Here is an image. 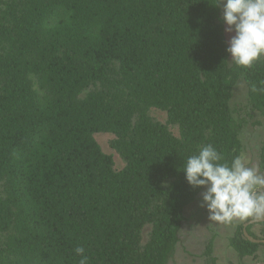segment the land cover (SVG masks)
<instances>
[{
  "label": "trees",
  "instance_id": "trees-1",
  "mask_svg": "<svg viewBox=\"0 0 264 264\" xmlns=\"http://www.w3.org/2000/svg\"><path fill=\"white\" fill-rule=\"evenodd\" d=\"M218 2L0 0V264H78L76 247L89 264L168 263L202 190L185 180L187 157L211 144L231 162L243 129L264 121V92L251 91L264 55L229 63ZM251 226L264 241V223L259 236ZM229 246L264 262L243 225ZM212 253L210 240L208 264Z\"/></svg>",
  "mask_w": 264,
  "mask_h": 264
},
{
  "label": "clouds",
  "instance_id": "clouds-1",
  "mask_svg": "<svg viewBox=\"0 0 264 264\" xmlns=\"http://www.w3.org/2000/svg\"><path fill=\"white\" fill-rule=\"evenodd\" d=\"M226 33H234L228 41L226 52L240 68H251L264 55V0H219ZM264 85V81L260 82ZM251 91L264 92V87L251 86ZM187 184L204 188L201 207L208 220L229 224L249 217L264 218V175L256 167L246 166L241 156L231 162L213 145L207 144L198 153L187 157L183 164ZM78 264H89L84 247H76Z\"/></svg>",
  "mask_w": 264,
  "mask_h": 264
},
{
  "label": "rangeland",
  "instance_id": "rangeland-1",
  "mask_svg": "<svg viewBox=\"0 0 264 264\" xmlns=\"http://www.w3.org/2000/svg\"><path fill=\"white\" fill-rule=\"evenodd\" d=\"M222 9L223 5L221 4V11ZM225 27L226 25L224 24V29ZM232 35H234V33L225 32L227 42ZM229 63H232L231 57ZM246 104V88L243 81L240 80L234 87L233 97L230 103L233 116L237 118L239 114H241L239 113L240 110ZM150 115L159 122H165L166 120V115L163 112L151 110ZM172 132L174 135H177L176 129H172ZM95 139L101 146L103 152L112 156L115 168L121 169L122 163L120 159L109 146L112 136L100 134L96 135ZM240 140L242 144L241 157L246 162V166L259 169V157L261 153H264L263 119L258 115L255 116L243 129ZM259 174L264 175L261 173L260 169ZM203 191H205L204 188H202L196 200L184 210V222L179 232V243L167 264H208V260L204 256V250L207 242L210 240L212 241V254L216 259L215 264H264L262 261V252H259L258 257L239 259L229 246V239L234 234L237 226L257 218L249 217L245 220L237 219L229 224L210 222L206 209L200 206L202 199L201 193ZM259 191L260 193H264V188ZM260 230V224L251 226V232L256 236H259Z\"/></svg>",
  "mask_w": 264,
  "mask_h": 264
},
{
  "label": "water",
  "instance_id": "water-1",
  "mask_svg": "<svg viewBox=\"0 0 264 264\" xmlns=\"http://www.w3.org/2000/svg\"><path fill=\"white\" fill-rule=\"evenodd\" d=\"M261 223H264V218H260V219H254V220H250L246 223L243 224V234L244 236L252 243H255V244H263L264 245V241L262 240H255V239H252L248 236L247 232H246V228L250 225H255V224H261Z\"/></svg>",
  "mask_w": 264,
  "mask_h": 264
}]
</instances>
